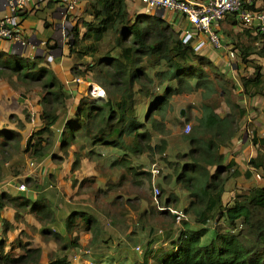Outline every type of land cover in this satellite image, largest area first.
<instances>
[{
    "label": "trees",
    "instance_id": "obj_1",
    "mask_svg": "<svg viewBox=\"0 0 264 264\" xmlns=\"http://www.w3.org/2000/svg\"><path fill=\"white\" fill-rule=\"evenodd\" d=\"M84 15L90 17V21L81 20L79 27L76 25L71 30L70 53L80 58L89 56L93 60L88 71L93 75L94 83L103 89L105 97L80 99L62 130V148L78 145L74 153L76 160L80 159V153L90 159L100 157L96 147L108 150L112 153L109 166L124 167L134 176L144 175L150 182L149 169L156 165L159 169L156 180L160 181L157 184L162 193H168L164 186H174L164 202L165 207L177 203L174 193L178 189L185 192L188 201L183 214L191 218L192 226L188 225L189 220H182L178 224V238L166 251L147 250L143 264H148L149 259L157 264H264V184L236 194L228 205L222 202L225 184L239 176L235 164H226L222 153L237 135L239 121L246 115V108L232 97L237 86L232 85L209 59L196 53L191 45L184 44L180 33L165 19L148 13L131 14L126 0H87ZM81 27L85 31L83 36ZM108 37L113 40L112 48L97 57L99 44ZM254 39L253 47H239L242 63L253 69L251 76L239 77L242 93L249 98L264 96L262 68L248 59L253 55L264 58V46L256 45V41L264 40V37L258 35ZM85 42L90 45H84ZM0 56V78L36 83L44 92L41 104L43 128L34 132L26 144L27 151L41 160L51 149L53 128L60 119L57 112L66 113L69 94L54 72L44 66L41 57L30 61L2 51ZM156 84L163 86L161 93H154ZM216 89L223 94L229 110L223 116L216 111L217 105L211 99ZM194 92H201L203 100L200 116L190 126V132L183 136L187 151L177 154V161L172 163L164 157L167 139L161 138L153 144L152 131L163 134L164 126L150 118V114L164 112L173 96ZM136 94L149 100V109L142 120L136 111ZM250 142L264 148V139L255 135ZM141 157L150 164L145 173L141 169ZM157 157L165 162L170 174L163 175ZM249 167L261 173L264 179L261 153L249 161ZM245 176L249 178L250 174L245 173ZM8 201L15 203L16 199ZM33 205L37 206V202ZM17 206L24 210L27 205L20 203ZM84 223L86 230L91 231L96 221L87 215ZM210 223L214 227L209 228ZM94 228L98 230L97 225ZM209 232L213 235L204 241ZM94 239L92 245L99 249L100 245ZM40 257L39 249H31L18 259L5 258L3 264H37ZM47 264L70 262L63 256Z\"/></svg>",
    "mask_w": 264,
    "mask_h": 264
},
{
    "label": "rangeland",
    "instance_id": "obj_2",
    "mask_svg": "<svg viewBox=\"0 0 264 264\" xmlns=\"http://www.w3.org/2000/svg\"><path fill=\"white\" fill-rule=\"evenodd\" d=\"M82 11L78 12L77 17L75 16L78 19L76 21L78 27L81 20L86 21V18L87 21H90V17L85 16ZM154 15L165 20L171 16L169 12H160ZM65 29L69 33L65 39L68 45L72 39L70 36L72 29L69 30L68 26ZM80 30L81 36H83L84 29L81 27ZM51 34L50 30L46 32L48 38H51ZM60 39L63 40V36ZM27 40L29 39L27 38ZM253 43V41L242 37L241 40L240 37H232L225 45L227 49L238 52L235 58L229 59L224 51V53L217 54L216 58L211 59L217 61L218 70L232 85L235 84L230 80L231 71L236 73L234 77L238 81L241 74L249 73V66L241 61L239 46L253 47ZM84 45L88 46L90 43L85 42ZM112 45V38H106L99 44L97 57L102 52L110 50ZM28 48L21 52L11 49V53L35 61V56L29 58ZM37 56L44 59L41 54ZM0 58L2 59V56ZM250 60L258 63L264 73L262 58L253 55ZM66 62L69 63V73L74 79H80V82L71 85L72 94H69L65 84L59 80L64 85L65 91L69 92V98L66 100L67 111L64 114L62 110H58L60 119L53 128L50 141L52 142L51 149L41 160L35 159L31 151H27L26 144L35 131L36 125H43L41 104L45 96L44 92L36 83L19 82L15 78H0V211L11 212L14 215L11 222L0 220L1 242H3L2 238L8 240V232L18 231L17 238L10 242L8 248H0V264H3L5 258L18 259L26 254V250L31 249L41 251V257L37 264H47L50 260L63 256L68 259L70 264H95L97 261H103L102 264H117V262L120 264H143L147 250L159 251L162 249L166 251L180 235L177 220L172 217L175 215L171 212L168 214L167 210L183 213V209L188 203L185 193H174L177 203L170 204V208H166L164 202L169 191L174 188L172 184L169 187L164 186L168 193H162L157 184L160 181L156 180L155 184L161 194V196H156L152 182L148 181L144 175L134 176L124 167L109 166L112 161V153L108 150L96 147L95 151L100 154V157L94 156L93 159H90L80 153V159L76 160L77 157L74 153L78 150V145L62 148L59 138L66 121H68L67 118H71L68 116L69 110L74 108L72 107L75 106L74 102L78 104L80 99L91 97L90 86L86 85L88 82L97 85L94 83L93 75L88 71L93 62L89 56L80 58L69 53ZM39 64L43 66L42 63L39 62ZM240 64L243 65V69L238 72L236 68ZM49 69L51 68L49 67ZM76 74L79 75L76 76ZM237 88L232 92V97L241 103L243 94L238 93ZM162 90L163 86L160 87L157 84L154 86L155 94L161 93ZM135 99L137 115L142 120L149 109V100L139 94H136ZM211 99L217 105L216 111L221 116L229 112L224 104L223 94L219 93L218 89ZM256 100L260 102L254 105ZM261 101L256 98L253 100V106L252 104L247 105V103L244 105L246 113H252L251 123L245 125V120L239 121L240 135L238 137L241 138L245 135L246 144L243 145L240 142L241 147L236 152H232L230 147L224 149V152L236 156L245 152L246 148L251 145L252 122L264 115ZM202 102L201 92L173 96L164 112L150 114V118L164 126L163 134L152 131L153 144L158 143L161 138L167 139L168 149L164 157L168 161L174 163L177 161L175 159L177 154L187 151L188 146L183 140V136L186 135L184 129L186 125L192 126L195 119L200 116ZM182 112L183 114H181ZM12 138L18 141L10 140ZM257 153L260 152L257 151ZM141 158L140 162L143 164L141 169L145 173L150 164L146 158ZM156 159L163 175L170 174L171 170L166 168L165 162L161 161L159 157ZM247 160V156L241 160V169L249 167L246 163ZM30 163H34L35 169L30 166ZM254 174L256 172L253 170ZM258 174L261 181H257L255 176L253 177L259 185H262L264 179L261 173ZM20 185L25 186V192L18 191ZM11 198L16 199L15 203L8 201ZM33 201H37V206L33 205ZM20 203H26L27 206L24 210L17 206ZM44 206L48 207L49 211ZM45 214L48 215L44 216ZM87 215L95 219V225L98 226L97 231L94 230L95 225L91 227V231L86 230L84 221ZM186 218L189 220L188 225L192 226L191 218L189 216ZM208 227H214V224L210 223ZM45 229L49 232L44 231ZM212 235L213 233L209 232L204 241L210 239ZM93 238H95V242L99 243V249L92 245ZM137 247L140 248V252L137 251ZM148 264H157V261L149 259Z\"/></svg>",
    "mask_w": 264,
    "mask_h": 264
},
{
    "label": "crops",
    "instance_id": "obj_3",
    "mask_svg": "<svg viewBox=\"0 0 264 264\" xmlns=\"http://www.w3.org/2000/svg\"><path fill=\"white\" fill-rule=\"evenodd\" d=\"M86 3H87V0H79L76 10L72 13L67 14L66 17H63V15L61 14V8L59 7L58 0H41L38 4L33 5L29 9V11L23 16V18L21 20V31L24 34V38L29 39V40H27V41H29V44H30V47L28 48L29 58H31L33 56L39 57V56H37L38 54L43 55L44 66L51 68V70L54 72V74L57 76V78L63 84H65V86L67 87V90L70 92V93L68 92L69 94H72L70 87H71V85H74L76 83V79H74L72 77V75L69 73V70H68V68H70L68 66L69 63L66 62L68 60L69 53H70L69 45L66 44L65 40L60 39V37H62V30L66 26L69 27V30L74 28V26L76 25V21L78 20V19H76V17L79 15L78 12L79 11L81 12L82 10H83L82 12H84V9L86 7ZM126 5L128 8V11L131 14H134V13L146 14L144 7L141 4H139V2L137 0H126ZM263 8H264V0H255L254 1L253 9L262 10ZM4 13H5V11L4 12H3V10L0 11V16L4 15ZM150 14L152 15L155 13H150ZM170 14H171V16H169V19H167L166 21L172 26V28L175 31L181 33L182 30L190 28L189 23L187 22L186 19H184L183 16H181L177 13L176 14L170 13ZM85 20L87 21L86 18H85ZM214 27H215V30L220 35V37L224 43L229 42L232 37H240V40L242 37V38H245L246 40H249V41H253V40L255 41L254 38H256L258 36L254 28H243L241 26V24H239V22L237 21V18L235 16H230V17L226 18L224 21L217 23ZM49 30L52 32L51 38H48L46 36V32H49ZM257 41H256V43H257ZM242 46L243 45H241V47ZM246 46H249V45H246ZM262 47H259V48H262ZM0 51L4 52V54H13V53H11L10 45L7 43H3L1 45ZM219 53H224V51H222V52L216 51L209 44H205L204 47H202V49H200V51L198 52L199 55L206 57L211 62L213 61L211 59ZM16 55H19V54H16ZM251 57L252 56H250V58ZM250 58H248V59L250 60ZM259 58H261V57H259ZM262 59L264 60V58H262ZM252 60H254V59H252ZM212 63L216 66L217 61H213ZM256 64H258V63H256ZM242 67H243V65L240 64L236 68V70L238 72L239 71L241 72L243 69ZM248 69H249V73L243 74V75L241 74V76H246V77L251 76L253 74V69L250 67ZM234 75H236V73H234V71H231L230 80L232 81L233 84L238 86L237 92L242 93L241 87L239 85V81L236 80ZM91 84H93V83L88 82L86 85L90 86ZM88 86H87V90H88ZM256 98L262 100L261 101V109H263V111H264V96H257V97L249 98L245 95H242L241 99H243V100L241 101V103L240 102H238V103L242 104L243 106L246 105V103H247V105L252 104V106H253V100ZM259 102H260L259 100H256V102H254V105L259 104ZM74 104H75V106L74 105L72 106L74 108L72 110H69V112H68V116H70V117H72V115L75 112V108L78 105L77 102H74ZM251 115H252V113L250 114V112H248L242 118V120H245V125H247L248 123H251V120H250ZM62 119H63V117L61 118V120ZM67 119H69V117ZM252 124H253L252 134L255 135L256 137L260 138V139H264V115H263V117H261V116L258 117L256 120H254L252 122ZM245 125H244V127H245ZM42 128H43V125H36V127L34 129L35 131H33V133L41 130ZM241 129H242V127L240 128V131H241ZM258 133L260 134L259 136H258ZM239 135L240 134L238 131L235 138L231 141V144L229 147H230V150L232 152H236L237 150H239V148L241 147L239 145L240 142L243 145L246 144L245 135H243V136L241 135L242 136L241 138L238 137ZM251 138L252 137H250V139ZM59 140H60V138H59ZM263 150H264V148H258V146H254L251 143V145L246 148L245 152H242L241 154H238L236 156L232 155V154H228L226 151L225 152L222 151V153L225 156V163L226 164L234 163L235 167L239 173L238 177L230 179L225 184V192H224V195L222 197V202L224 205L230 204V202L234 198L233 195H235V193L246 192L250 187H254V186L259 185L255 181V179L257 181H259L256 178V176L259 175L258 174L259 172L255 171L252 167H246L245 169H241L240 163H241V160H243L244 157L247 156L248 160L246 163H248V165H249V161L251 159H254L257 157V155H258L257 151L260 152L264 156ZM231 151H229V152H231ZM253 170H254V172H256V174H254V175H253ZM245 173H249L250 177L247 178V176H245ZM253 176H255V179ZM176 192L177 193H185L184 191H181L179 189ZM20 194H23V193H20ZM35 202H37V201H33L32 203H35ZM0 204H1V202H0ZM13 217H14V215L11 212L5 213L3 211H0V220L1 221L11 222ZM17 234H18V231L13 230L11 233H9V232L7 233L8 240H5V238H2L3 242H1V238H0V248H3V247H4V249L8 248V245L10 244V242H12L13 240H15L17 238Z\"/></svg>",
    "mask_w": 264,
    "mask_h": 264
},
{
    "label": "built area",
    "instance_id": "obj_4",
    "mask_svg": "<svg viewBox=\"0 0 264 264\" xmlns=\"http://www.w3.org/2000/svg\"><path fill=\"white\" fill-rule=\"evenodd\" d=\"M41 0H0V11H5L0 16V47L3 43L10 45L12 50L23 51L30 47V44L24 38L21 31V20L29 9L38 4ZM79 0H58L61 14L66 17L67 14L76 10ZM146 13L170 12L179 14L187 20L189 29H184L180 33V39L184 44H189L196 53L209 44L216 51H225L229 59H234L238 54L236 50L227 49L225 43L215 30V25L224 21L230 16H235L243 28H254L257 35L264 37V10L253 9L255 0H137ZM63 40L69 33L64 28L62 30ZM203 37V38H202ZM69 39V38H68ZM257 47L264 46V40L257 42ZM76 82H80L77 79ZM90 96L93 98L105 97L101 87L95 84L90 85ZM185 133L190 132V125H186ZM34 168V163H30ZM151 182L156 196L160 195L156 186V179L159 175V169L156 165L150 167ZM256 178L260 181L259 175ZM18 191L25 192V186H18ZM174 214L177 224L182 220H188L186 215L181 212L169 210ZM140 252V248L137 247Z\"/></svg>",
    "mask_w": 264,
    "mask_h": 264
},
{
    "label": "bare ground",
    "instance_id": "obj_5",
    "mask_svg": "<svg viewBox=\"0 0 264 264\" xmlns=\"http://www.w3.org/2000/svg\"><path fill=\"white\" fill-rule=\"evenodd\" d=\"M172 214V213H171ZM174 215V214H173ZM177 223V222H176Z\"/></svg>",
    "mask_w": 264,
    "mask_h": 264
},
{
    "label": "water",
    "instance_id": "obj_6",
    "mask_svg": "<svg viewBox=\"0 0 264 264\" xmlns=\"http://www.w3.org/2000/svg\"><path fill=\"white\" fill-rule=\"evenodd\" d=\"M181 114H183V112Z\"/></svg>",
    "mask_w": 264,
    "mask_h": 264
}]
</instances>
